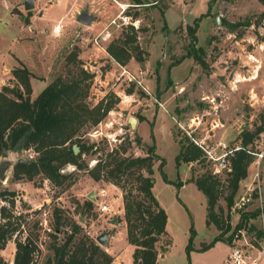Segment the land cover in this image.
Returning <instances> with one entry per match:
<instances>
[{"label":"rangeland","instance_id":"rangeland-1","mask_svg":"<svg viewBox=\"0 0 264 264\" xmlns=\"http://www.w3.org/2000/svg\"><path fill=\"white\" fill-rule=\"evenodd\" d=\"M34 1L35 7L27 10L24 0H0V90L4 85H19L14 71L27 68L33 78L32 97H37L58 75L66 74V58L74 47H79L84 67L96 74L88 101L97 104L103 100L113 105L98 125L86 128L85 137L105 148L100 153L132 141L133 147L128 154L139 156L155 145L156 152L164 160L163 171L173 181L169 183L163 178L160 161L155 162L153 189L168 214L167 231L172 241L169 249L160 254L158 264H231L234 248L250 252L252 258L247 262L254 260L264 246V157L259 166L250 164L231 207L224 199L228 191L220 196L219 205L231 225L227 236L234 233L232 245L218 241L202 251V245L211 242L218 230L214 225H207L206 195L189 180L211 171L212 166L204 161L177 167L176 156L180 151L178 140L184 135L219 154V143L229 148L241 145L242 131L254 130L261 124L264 117V5L259 0H214L210 14L205 15L212 0H147L145 7H135L132 0H126L129 11L138 12L139 18L130 17L131 22L124 24L119 17L117 25L107 26L97 44L95 38L113 17L103 20L95 4L81 3L62 13L59 19L61 10L56 9L52 17L54 23L46 24L39 16L48 3L54 4L56 0ZM87 6L95 21L102 20L93 30L77 21V14ZM109 12L113 11L108 9L105 16ZM216 16L222 20L219 25ZM198 17L202 19L194 41L188 27L193 26ZM59 23L64 26L57 35L53 28ZM231 24L240 25L233 27ZM131 25L142 29L138 32V40L148 52L147 60L139 63L132 59L134 64L129 62L122 66L106 48L121 35L123 27ZM107 31L110 36L104 40ZM192 46L204 52V67L192 57L179 61ZM130 116L138 119L135 128L130 126ZM137 135L142 137V145L136 144ZM260 147L264 148V132L247 148L258 150ZM18 157H26L20 147L0 157V171L7 168L6 178L0 179V193L27 190L25 197L18 202L15 200L14 215L15 219L22 215L19 221L21 239L25 241L31 234L38 246L33 264H55L50 246L54 241H65L72 221L83 227L77 238L90 236L97 244L98 235L110 232L113 237L107 246L99 245L114 255V259L116 257V264H134L135 247L127 238L120 187L109 181H95L87 171L77 168L64 172L77 178L68 188L55 186L42 176L33 181L14 180L13 165ZM86 159L92 167L90 164L97 162L99 156L94 154ZM256 172H259L261 195L258 190L249 192L246 203L238 206L240 196L246 194L247 187L254 182ZM220 177L225 182L227 174ZM178 178L184 182L182 187L176 184ZM90 193H94L96 199H91ZM3 199L0 198V203L11 205L10 197ZM45 199H50L49 203L43 204ZM87 200L93 203L91 211L82 208ZM97 202L108 204L111 211L101 212ZM56 207L63 209V217L68 222L62 226L60 234L54 230ZM256 210L259 214L249 218ZM44 211H48V216L43 215ZM244 215L247 218L242 222ZM252 226L263 230L261 238H257V230H249ZM192 229L195 230L193 250L189 251ZM52 233L57 234V240ZM13 239L3 252L9 264H12L15 249ZM255 240L258 243L254 244ZM260 264H264V259Z\"/></svg>","mask_w":264,"mask_h":264},{"label":"trees","instance_id":"trees-1","mask_svg":"<svg viewBox=\"0 0 264 264\" xmlns=\"http://www.w3.org/2000/svg\"><path fill=\"white\" fill-rule=\"evenodd\" d=\"M135 7H145L147 0H132ZM264 5V0H259ZM214 0L211 1L209 15ZM131 7V6H130ZM164 12V9L161 10ZM264 14V12H263ZM124 15L138 19V12L132 13L127 8ZM202 17L194 20V25L188 27V31L197 39V31ZM240 24H231L235 27ZM247 25H251L248 23ZM165 26H167L165 24ZM133 25L123 27L121 35L113 39L106 50L110 56L120 65L126 66L132 59L139 63L147 60L148 52L139 44L138 32ZM79 47H74L67 58L66 74L58 75L51 81L37 97H32L33 87L31 83L32 73L27 68H19L14 71V76L19 82L17 86L4 85L0 90V157L10 150L20 147L23 150L33 149L37 153L35 159L19 160L13 167V179H27L33 181L35 177L42 176L50 180L55 186L68 188L77 178L73 174H65L61 169L69 164L75 165L79 170H85L95 181H109L120 187L123 191L124 220L127 227V238L135 249L133 252L134 264H158L160 254L169 249L172 241L168 235V214L162 207L154 193L155 162L160 161V169L163 178L172 183L163 171L164 160L156 152V146L147 148L145 155L135 156L128 154L133 147L132 141L121 143L109 152H101L97 142H91L86 138V128L98 125L112 109L113 105L103 100L97 104L88 101L92 81L96 74L84 67L79 57ZM204 52L192 46L185 57L179 61L192 57L203 67L206 62ZM175 66V65H172ZM73 67V68H72ZM264 132V117L262 122L254 130L244 129L239 136L241 148L230 156L232 170L227 173V179L222 182L220 175L213 171H205L200 176L192 177L189 181L195 182L198 188L207 197V225H214L218 230L217 235L209 243H204L200 250L211 248L216 242L224 241L232 245L234 233L227 236L231 230L229 218L224 215L220 196L224 192V199L228 207L235 202L241 179L246 177L248 168L254 160L247 147L254 144ZM137 145H142L143 139L135 137ZM180 151L176 156V165L202 163L206 160L205 151L197 145L188 135L179 140ZM74 146L79 147V152H74ZM98 154L99 159L89 167L86 156ZM176 183L182 187L184 182L178 178ZM16 191H4L0 198H9L11 205L0 203V251L5 249L7 243L14 238L16 253L12 264H33L34 255L38 246L31 234L26 240L21 239L20 218H16L14 203ZM5 200V199H3ZM82 208L91 211L93 203L87 200ZM64 211L56 207L53 211L54 230L62 233V226L67 224L63 217ZM258 210L252 212L249 218L258 215ZM244 215L242 222L246 220ZM71 231L67 233L63 243L54 241L50 248L54 252L55 264H113L114 256L102 248L90 236L83 235L77 238L83 231V227L77 221H72ZM38 225V222L35 223ZM242 224L238 227L240 228ZM257 230V238L263 236V230L251 227L249 230ZM191 230L190 242L187 246L193 250V235ZM52 236L57 240V234ZM165 241V243H164ZM160 242H163L159 245ZM258 243L257 240L253 242ZM0 264H9L0 253Z\"/></svg>","mask_w":264,"mask_h":264},{"label":"built area","instance_id":"built-area-1","mask_svg":"<svg viewBox=\"0 0 264 264\" xmlns=\"http://www.w3.org/2000/svg\"><path fill=\"white\" fill-rule=\"evenodd\" d=\"M131 16H127L122 14V16H120L121 20L123 21L124 24H129L131 22ZM119 18V15L113 19H111L109 26L111 25H117V19ZM59 27V33L61 32V29L63 27V25L61 23L56 24L53 28V32H55V30ZM108 27L106 29H108ZM102 33H100V35H98L95 38L96 43L98 44V38L99 36H101ZM110 36V31H107L105 33V35L103 36L104 40L107 39ZM195 118L193 119V121L195 122ZM199 120V119H198ZM217 125V123H216ZM193 141L199 145L206 153V160L208 163H211L212 166V171L215 174H218L221 176V174L223 173H228L229 171L232 170V165H231V161H230V156L233 155L234 151L238 150L241 148L240 145H237L235 147L229 148L227 144L221 142L219 143L220 146V152L219 154L215 151V149H210V148H206L203 143L198 142L196 139L192 138ZM26 153V157L27 159H35L37 157V153L33 150V149H27L24 150ZM252 155H254V160H253V164L254 165H260L261 160L264 157V148L260 149H256V150H248ZM96 162L93 161L90 166H93ZM66 169H72L75 170L76 166L69 164L66 167L61 169V172L64 173L66 171ZM259 195H261V184H260V179H259V172L255 173V178H254V182H252V184H250L247 187V192L244 195H241L237 205L239 206V204H243L246 203L247 199L246 198L249 195V192L252 191H257ZM21 198H23V195L21 193H17L15 196V200L16 202L20 201ZM98 204V209L103 212V213H108L111 211V207L104 203V202H97ZM44 216H48V211H44L43 213ZM44 221L47 224V220L44 219ZM42 224V223H41ZM264 228V227H263ZM50 229V228H49ZM252 258V255L250 254L249 251H245L241 248H234L233 251L231 252L230 255V262L231 264H260L261 261L264 259V246L259 249V253L258 255L255 257L254 260H252L251 262H247V260H250Z\"/></svg>","mask_w":264,"mask_h":264},{"label":"crops","instance_id":"crops-1","mask_svg":"<svg viewBox=\"0 0 264 264\" xmlns=\"http://www.w3.org/2000/svg\"><path fill=\"white\" fill-rule=\"evenodd\" d=\"M53 1V0H52ZM87 2H90L89 4H91V5H93V4H95V7H97L98 8V10L100 11V15H101V18L103 19V20H110L112 17L113 18H115L114 16H116L117 14L119 15V17L120 16H122V14H124V12H125V10L127 9V7H128V2L126 1V0H56V3H54V4H47V6H45L44 7V12L43 13H41V15L42 16H39V18L41 19V20H43V22H45L46 24H49V23H54L53 21H52V17H53V15L55 14V10L56 9H60L61 10V12H60V15L58 16V18L57 19H59L60 17H61V15H62V13H66V11H68V10H73V9H75V7L77 6V5H81V3H87ZM97 4V5H96ZM121 4H126L127 6H126V8H121ZM91 5H90V7H91ZM86 8H88V6L86 7ZM85 9V8H84ZM89 9V8H88ZM108 9L109 10H112L113 12H109L108 13V15H106L105 16V13H107L108 12ZM83 10V9H82ZM116 11V12H115ZM90 12V11H89ZM80 13V12H79ZM78 15V14H77ZM93 15V14H92ZM117 15V16H118ZM94 16V15H93ZM116 16V17H117ZM107 17V18H106ZM58 21V20H57ZM111 21V20H110ZM56 22V21H55ZM78 23H80V22H78ZM102 23V20L101 21H95V16H94V21L90 24V25H84V24H82V23H80V24H82V25H84V26H86L87 28H88V30H93L95 27L97 28V26L99 27V24H101ZM62 24V23H61ZM109 25V23H107V25L104 27V29L103 30H101L100 31V33H103L105 30H106V28H107V26ZM64 26V25H63ZM73 27H74V25H73ZM71 25H70V28H73ZM50 33H52V31L50 32ZM49 33V34H50ZM54 33V32H53ZM54 34H56V33H54ZM133 60H131L130 61V63L131 64H134V62H132ZM102 68V67H101ZM32 80H33V78L31 79V83H32ZM154 190V189H153ZM17 192H19V191H17ZM27 190L25 189V188H22L21 190H20V192L19 193H21L22 195H23V197H25L26 195H27ZM50 199H45V201L43 202V204L47 201V203H49L48 201H49ZM111 237H113V236H109V239H111ZM13 243H14V247H15V249H14V255H13V260H12V263H13V261H14V258H15V253H16V243H15V240L13 239ZM10 243H12L11 242V240L7 243V246H6V248L5 249H2L1 251H0V253H1V255L2 256H4L3 254V252L4 251H6V249L8 248V246L10 245ZM233 243V242H232ZM114 256V255H113ZM163 256V255H162ZM160 258V257H159ZM115 260H116V257H115V259H114V262H113V264H116V262H115ZM159 262V261H158Z\"/></svg>","mask_w":264,"mask_h":264},{"label":"water","instance_id":"water-1","mask_svg":"<svg viewBox=\"0 0 264 264\" xmlns=\"http://www.w3.org/2000/svg\"><path fill=\"white\" fill-rule=\"evenodd\" d=\"M24 2H25V8L27 10H31V9H33L35 7V1L34 0H24ZM77 21L82 23V24H84V25H90L94 21V16L89 12L88 8H85V9L81 10L80 13H78ZM216 22H217L218 25L222 23V20H221L220 16H216ZM102 69H103V67H102ZM137 121H138V119L136 117L130 116L129 123H130V126L132 128L136 127ZM73 148H74V152L75 153L79 152V147L78 146H74ZM24 159H25V157H21V158L18 157L17 161L24 160ZM14 165H13V167H14ZM6 169L7 168H4L3 172L0 171V179L6 178V175H5ZM89 197L91 199H96L94 193H90ZM114 223H116V220H114ZM109 236H110V232L105 231V232L101 233L100 235H98L96 237V240L99 242L100 245L107 246L108 240H109Z\"/></svg>","mask_w":264,"mask_h":264},{"label":"clouds","instance_id":"clouds-1","mask_svg":"<svg viewBox=\"0 0 264 264\" xmlns=\"http://www.w3.org/2000/svg\"><path fill=\"white\" fill-rule=\"evenodd\" d=\"M59 27L55 30L56 34L58 35L59 34Z\"/></svg>","mask_w":264,"mask_h":264},{"label":"bare ground","instance_id":"bare-ground-1","mask_svg":"<svg viewBox=\"0 0 264 264\" xmlns=\"http://www.w3.org/2000/svg\"><path fill=\"white\" fill-rule=\"evenodd\" d=\"M127 6V5H126ZM126 6L124 7V6H122V4H121V8H126ZM138 122V121H137Z\"/></svg>","mask_w":264,"mask_h":264}]
</instances>
